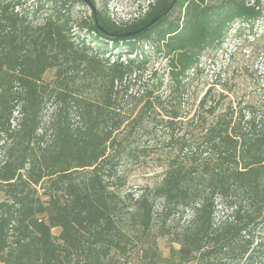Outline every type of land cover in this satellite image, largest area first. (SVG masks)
<instances>
[{
	"label": "trees",
	"instance_id": "16d2710c",
	"mask_svg": "<svg viewBox=\"0 0 264 264\" xmlns=\"http://www.w3.org/2000/svg\"><path fill=\"white\" fill-rule=\"evenodd\" d=\"M59 1L66 5L40 0L34 14ZM171 1L155 0L131 23L97 13L102 30L93 16L83 20L77 27L92 46H77L63 8L30 29L13 12L22 1L0 0V264H119L137 242L143 264H264V103L222 109L208 89L192 114L181 111L202 54L219 50L235 26L251 31L264 20V0H178L145 31L115 36ZM152 57L164 66L144 78ZM51 69L54 79L43 81ZM136 86L140 94L128 93ZM158 128L163 178L126 203L109 180L123 159L147 155L140 140ZM185 212L183 226L167 225ZM155 218L167 256L148 236Z\"/></svg>",
	"mask_w": 264,
	"mask_h": 264
},
{
	"label": "rangeland",
	"instance_id": "374dc122",
	"mask_svg": "<svg viewBox=\"0 0 264 264\" xmlns=\"http://www.w3.org/2000/svg\"><path fill=\"white\" fill-rule=\"evenodd\" d=\"M10 2L13 0H1ZM22 5L14 8V13L17 12L19 16L25 18V26L30 29L44 22L47 17L53 15L56 11L63 8L62 13L69 16L75 25L69 34L70 41L75 45H81L84 39L86 44L92 46L91 40H85L84 31L80 32L77 24L83 20L90 21L92 12L86 3L77 0H62L66 1L65 6L61 7V2L47 3L45 9L39 14H34L36 7L40 0H20ZM155 0H93L97 13H101L115 24L131 23L132 20H138L145 15L148 6ZM178 15L175 11L169 18L173 21ZM262 15L264 18V2L262 3ZM238 26H235L230 31L227 39L219 50L206 51L200 57V63L197 70L190 73L189 82L185 88V95L182 99V113L192 114L202 95L208 90H211V97L215 101H219L223 108L230 104L249 105L251 107H258L264 103V20L257 22L255 26L249 31L247 28L244 31L238 32ZM237 31V32H236ZM88 41V42H87ZM81 49V48H80ZM78 49V50H80ZM146 49V48H145ZM88 54H93L95 51L86 50ZM111 58V57H110ZM157 57H152L150 64L147 66L146 78L153 69H162L164 60H156ZM155 59V61H154ZM54 69L48 70L44 76L43 81L50 82L54 79ZM138 87L129 90L128 93L132 95L140 94ZM131 105L123 106L122 112H129L133 108ZM131 106V107H130ZM140 105L133 110L134 116L140 109ZM44 111L45 115L42 119V126L48 124L51 105H47ZM130 110V111H129ZM74 122L77 119L73 118ZM14 124V122H13ZM43 127V128H45ZM165 132L157 129L155 133L149 134L140 140V146L146 152L145 155H139L135 159H123L116 167L115 177L109 180L113 185V189L120 195L126 203H132L142 192L151 189L159 184L163 178V150L160 147V140H164ZM110 155H114L109 152ZM4 157V149L0 148V161ZM115 160V159H114ZM42 192V190H39ZM5 200V195L0 192V202ZM155 208H160V202H155ZM227 214V212H224ZM191 217V213L185 212L183 214L174 215L167 223L172 229H178L183 226ZM129 218V216H128ZM161 218V217H160ZM130 222H132L129 219ZM161 220L156 219L150 229L148 236L154 238L157 247L163 256L169 253L170 241L168 237L161 234L160 229ZM132 231L137 233L141 239L145 235L138 231L133 225H130ZM260 228V233L264 235V227ZM59 229L52 230L53 235L57 236ZM132 232V233H134ZM136 240L135 237H133ZM174 247H177L174 245ZM140 244L137 242L136 247L130 250L127 260H121L119 264H143L141 259Z\"/></svg>",
	"mask_w": 264,
	"mask_h": 264
},
{
	"label": "water",
	"instance_id": "95a60500",
	"mask_svg": "<svg viewBox=\"0 0 264 264\" xmlns=\"http://www.w3.org/2000/svg\"><path fill=\"white\" fill-rule=\"evenodd\" d=\"M84 3H86L88 5V7L90 8L91 12H92V16H93V19H94V23L96 25V27L99 29V30H102L100 28V26L98 25V22H97V12H96V9H95V6L94 4L89 1V0H82ZM178 0H172L169 5L166 7V9L160 14L158 15L156 18H154L152 21H150L148 24L144 25L143 27H141L140 29H138L137 31H135L134 33H130V34H119V35H115L116 37H123V36H128V35H133V34H137V33H140L142 31H145L146 29H148L154 22H156L159 18H161L162 16H165L167 15L170 10L174 7V5L176 4ZM107 33V32H105Z\"/></svg>",
	"mask_w": 264,
	"mask_h": 264
}]
</instances>
